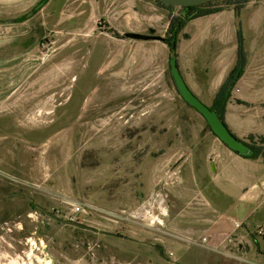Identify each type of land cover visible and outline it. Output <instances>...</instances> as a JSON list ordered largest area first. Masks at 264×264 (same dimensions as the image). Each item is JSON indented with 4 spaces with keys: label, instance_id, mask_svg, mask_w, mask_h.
I'll list each match as a JSON object with an SVG mask.
<instances>
[{
    "label": "rangeland",
    "instance_id": "374dc122",
    "mask_svg": "<svg viewBox=\"0 0 264 264\" xmlns=\"http://www.w3.org/2000/svg\"><path fill=\"white\" fill-rule=\"evenodd\" d=\"M139 1L0 0V264H149L148 255L177 254L165 227L176 209L165 176L182 174L190 153L205 156L213 136L177 90L174 55L209 106L239 62L227 123L263 142L264 0H241L239 13L204 17L195 31L190 21L175 50L164 38L180 7ZM251 165L259 173L264 158ZM71 201L89 206L78 225L66 222ZM157 203L154 224L147 208ZM255 226L264 240V222ZM239 247L249 253L237 242L225 252ZM255 261L264 264L261 249Z\"/></svg>",
    "mask_w": 264,
    "mask_h": 264
},
{
    "label": "crops",
    "instance_id": "0c3cea01",
    "mask_svg": "<svg viewBox=\"0 0 264 264\" xmlns=\"http://www.w3.org/2000/svg\"><path fill=\"white\" fill-rule=\"evenodd\" d=\"M145 1L152 2H139L147 6ZM241 2L231 0L218 12L190 20V30L195 31V23L204 17L234 13L235 7ZM231 43H235L233 37ZM228 104H231L229 100L225 104L223 115L228 130L241 143H261L260 138L257 142L254 141L255 137L251 132L244 133V130L235 127L231 122L230 125L227 123L233 121L234 117L227 108ZM261 132L264 136V128ZM212 136V145L207 149L205 156H194L190 153L184 161L185 169L182 174L175 176L171 172L165 176L171 186V197L176 203V209L169 210L170 217L167 218L165 227L177 254L170 257L163 256L161 252L158 256L148 255L146 259H151L149 264H231L233 261L238 264H256L258 250L264 252V240L252 233L258 220L264 222V169L258 173L256 167L251 165V161L257 162L261 157L264 158V151L257 156L258 159L256 157L252 160L243 156L248 151L243 143L246 151L238 152L228 147L213 133ZM262 138L264 149V137ZM225 203H229V206L226 207ZM234 220L240 221L241 225L236 227ZM241 227L243 229H239ZM249 236L252 241L258 243L257 247L248 243ZM201 241L199 247L191 246L182 250L183 247L189 246L190 242ZM236 242L247 244L249 253L242 252L240 247L237 252L226 253L225 249L229 244ZM156 248H159V245H156Z\"/></svg>",
    "mask_w": 264,
    "mask_h": 264
},
{
    "label": "water",
    "instance_id": "95a60500",
    "mask_svg": "<svg viewBox=\"0 0 264 264\" xmlns=\"http://www.w3.org/2000/svg\"><path fill=\"white\" fill-rule=\"evenodd\" d=\"M165 5L176 6V7H187V6H198L207 2H214L217 0H158ZM125 36L131 39H161L160 36H151L142 33L130 31L125 33ZM170 69L173 76L177 90L182 99L190 106H192L197 112H199L205 119L207 125L211 129L212 133L222 140L228 147L238 152H245V146L236 138L227 128L226 124L220 119L219 115L211 110L209 105L202 102L188 87L184 81L182 75L179 72L176 62V55L170 60ZM29 201H32L29 198ZM38 207V206H37ZM39 208V207H38Z\"/></svg>",
    "mask_w": 264,
    "mask_h": 264
},
{
    "label": "trees",
    "instance_id": "16d2710c",
    "mask_svg": "<svg viewBox=\"0 0 264 264\" xmlns=\"http://www.w3.org/2000/svg\"><path fill=\"white\" fill-rule=\"evenodd\" d=\"M156 1H158V0H156ZM228 1L229 0H217V1H214V2H216V4L214 2H207L204 4L198 5V6L180 7V9L182 10V12L184 14L183 15L180 14L178 16H171L170 23L168 25L169 36H168V38H164V41L169 40V42H168L170 45L169 47L172 50H175V47L177 44L178 34L186 26L187 22H189L190 20H192L194 18L220 11V9L222 7H224L225 4L228 3ZM158 2H160V1H158ZM160 3L163 4L164 6H166L167 8L176 7V6L165 5L162 2H160ZM239 8L235 9V11L237 13H239ZM23 20H25V18H22V20H20V21H23ZM239 65H240V63L238 62L236 64V66L230 71L229 75L226 77L224 82L221 84L220 88L218 89V91L216 92V94L213 98L211 105L209 106L211 110H214L219 115L220 119L223 122H224L223 115H224L225 104L228 100V97L230 96V90H231V87L233 84V77H234L236 69L238 68ZM190 107H192V106H190ZM208 129L211 131L209 126H208ZM250 140H252V137H250ZM242 143L248 148L247 153L243 154L244 157L256 158L260 153L263 152V147L257 146L252 141L242 142Z\"/></svg>",
    "mask_w": 264,
    "mask_h": 264
},
{
    "label": "built area",
    "instance_id": "2783aa9c",
    "mask_svg": "<svg viewBox=\"0 0 264 264\" xmlns=\"http://www.w3.org/2000/svg\"><path fill=\"white\" fill-rule=\"evenodd\" d=\"M157 204H150V206L147 208L148 209L147 213H151V216H152V220L150 221V223L158 224L160 222V218H159L160 208L157 207ZM69 207H70V211L66 217V222L70 223V224H76V225L79 224L78 220L87 213L86 212L87 210H89L88 205H86L84 202H79V201L69 202ZM132 213L135 214L136 216H140L143 218H144V214H145L141 211H139V212L133 211ZM233 224L236 227H239L241 225L240 221H238V220H234ZM260 230H262V229H260ZM170 256H173V253H170Z\"/></svg>",
    "mask_w": 264,
    "mask_h": 264
},
{
    "label": "bare ground",
    "instance_id": "6f19581e",
    "mask_svg": "<svg viewBox=\"0 0 264 264\" xmlns=\"http://www.w3.org/2000/svg\"><path fill=\"white\" fill-rule=\"evenodd\" d=\"M0 86H1V83H0ZM5 93H2L0 96H3ZM126 97H127V95L125 96H123V97H118V98H116L115 99V102L113 103V104H115V103H117V102H119V100H123V99H126ZM31 101H27V102H25V103H23V108H24V110L26 109V107L28 106V105H31ZM116 105V104H115ZM114 105V106H115ZM114 106H110V107H114ZM105 107V105H103V104H100V106H99V108L97 109H94L93 110V112H92V115H91V117H94V116H96V115H99V114H102V112H103V109L102 108H104ZM105 112H107L106 110H104ZM160 206H162V204L161 203H158L157 204V207L158 208H160ZM157 218V217H156ZM158 219V218H157Z\"/></svg>",
    "mask_w": 264,
    "mask_h": 264
}]
</instances>
